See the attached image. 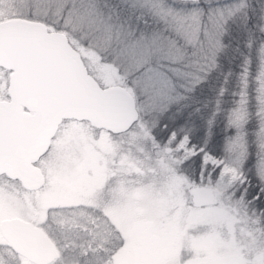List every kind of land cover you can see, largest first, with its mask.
<instances>
[{
	"label": "snow or ice",
	"instance_id": "1",
	"mask_svg": "<svg viewBox=\"0 0 264 264\" xmlns=\"http://www.w3.org/2000/svg\"><path fill=\"white\" fill-rule=\"evenodd\" d=\"M0 264H264V0H0Z\"/></svg>",
	"mask_w": 264,
	"mask_h": 264
}]
</instances>
